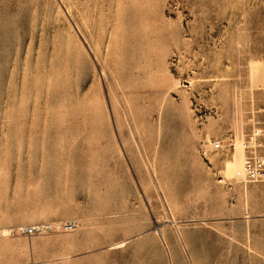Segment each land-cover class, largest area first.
<instances>
[{
  "label": "rangeland",
  "instance_id": "obj_1",
  "mask_svg": "<svg viewBox=\"0 0 264 264\" xmlns=\"http://www.w3.org/2000/svg\"><path fill=\"white\" fill-rule=\"evenodd\" d=\"M253 130L264 0H0V264H264Z\"/></svg>",
  "mask_w": 264,
  "mask_h": 264
},
{
  "label": "built area",
  "instance_id": "obj_2",
  "mask_svg": "<svg viewBox=\"0 0 264 264\" xmlns=\"http://www.w3.org/2000/svg\"><path fill=\"white\" fill-rule=\"evenodd\" d=\"M264 135L260 130H253L247 136V140L243 144L246 156L244 158L241 170L238 176L245 182V184L264 183V155L261 154L260 149L264 146ZM223 149L222 142L216 140L213 144V150ZM207 154V150L203 151ZM35 228H30L29 233L35 232Z\"/></svg>",
  "mask_w": 264,
  "mask_h": 264
},
{
  "label": "bare ground",
  "instance_id": "obj_3",
  "mask_svg": "<svg viewBox=\"0 0 264 264\" xmlns=\"http://www.w3.org/2000/svg\"><path fill=\"white\" fill-rule=\"evenodd\" d=\"M240 157H241L240 155L237 156V158H238V159L236 160V165H237V166L240 164ZM235 159H236V157H235ZM234 161H235V160H234ZM234 166H235V165H234ZM239 166H240V165H239ZM231 167H232V166H231ZM230 169H231V168H230ZM234 171H235V170H234ZM2 232H3V231H2ZM4 232H5V231H4ZM7 233H8V232H5V234H7ZM3 236H4V235H3ZM119 246H120V245H119ZM116 248H117V247H116Z\"/></svg>",
  "mask_w": 264,
  "mask_h": 264
}]
</instances>
